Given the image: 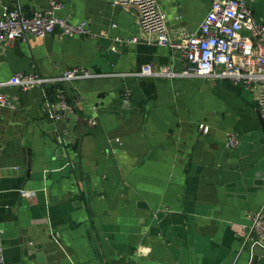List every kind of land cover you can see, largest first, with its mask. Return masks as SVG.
<instances>
[{"label": "crops", "instance_id": "0c3cea01", "mask_svg": "<svg viewBox=\"0 0 264 264\" xmlns=\"http://www.w3.org/2000/svg\"><path fill=\"white\" fill-rule=\"evenodd\" d=\"M58 1V15L86 21L89 34L56 31L0 45V83L16 73L54 81L4 87L15 104L0 106L5 264H264L245 240L264 206L259 87L138 75L148 64L180 72L183 57L141 29L134 6ZM213 1L157 3L180 41ZM243 1L264 24V0ZM5 5L32 13L48 0H0V14ZM71 68L90 76L60 81ZM61 97L72 100L75 121L54 119ZM73 106L82 119L79 145ZM230 133L239 139L233 148L225 144Z\"/></svg>", "mask_w": 264, "mask_h": 264}, {"label": "built area", "instance_id": "2783aa9c", "mask_svg": "<svg viewBox=\"0 0 264 264\" xmlns=\"http://www.w3.org/2000/svg\"><path fill=\"white\" fill-rule=\"evenodd\" d=\"M114 6L137 9L138 23L145 32L157 35V44L167 46L179 52L183 57L180 72L165 66L159 70L150 64L143 66L138 75H157L166 77L194 76L227 79L242 84L245 88L259 87L258 108L264 117V24L253 15L250 7L243 0H214L203 21L195 32L180 41L171 38L168 33L164 12L157 0H113ZM62 4L58 0H48V7L43 11L26 13L18 6H3L0 14V45L12 39H26L28 36L44 37L56 31L60 35L89 34L86 21L73 23L58 15ZM113 48V47H112ZM86 70L71 68L65 70L59 80L68 81L89 77ZM54 82L38 74L16 73L0 83V106L10 109L15 104L4 92L6 86H17L27 91L34 86ZM61 112L53 115L59 121L65 113L72 112L65 98H60ZM91 125L95 120H90ZM206 131V126L200 125ZM226 146L233 148L239 144L235 134H228ZM21 195L31 196L33 191L21 190ZM245 240L251 246L264 248V206L254 212ZM0 229V264H5L1 244Z\"/></svg>", "mask_w": 264, "mask_h": 264}, {"label": "water", "instance_id": "95a60500", "mask_svg": "<svg viewBox=\"0 0 264 264\" xmlns=\"http://www.w3.org/2000/svg\"><path fill=\"white\" fill-rule=\"evenodd\" d=\"M74 107V106H73ZM75 111L78 112V108L77 107H74ZM259 110V109H258ZM65 117H67V119H72V121H75V117L73 116L72 113H65L64 114ZM257 115H258V120L260 122V125H261V129L264 133V117L262 116L260 110L257 111ZM81 115L79 114L78 112V116H77V119H76V129L73 131V135L76 136L78 138V145L80 144V138H81ZM69 126V124L67 122H61L60 125H59V129L63 132V133H67V127ZM79 147V146H78ZM18 172H21L20 170H18ZM255 250L258 253H264V249L262 247H255Z\"/></svg>", "mask_w": 264, "mask_h": 264}, {"label": "trees", "instance_id": "16d2710c", "mask_svg": "<svg viewBox=\"0 0 264 264\" xmlns=\"http://www.w3.org/2000/svg\"><path fill=\"white\" fill-rule=\"evenodd\" d=\"M53 92H54V89L51 88L50 93H53ZM66 100L68 101V103L72 104V100H70V98H66Z\"/></svg>", "mask_w": 264, "mask_h": 264}]
</instances>
